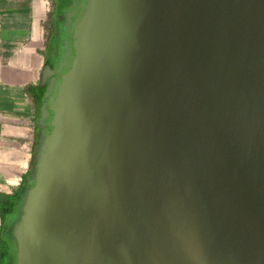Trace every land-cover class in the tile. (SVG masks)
I'll use <instances>...</instances> for the list:
<instances>
[{
	"label": "water",
	"instance_id": "water-1",
	"mask_svg": "<svg viewBox=\"0 0 264 264\" xmlns=\"http://www.w3.org/2000/svg\"><path fill=\"white\" fill-rule=\"evenodd\" d=\"M72 35L16 264H264V0H87Z\"/></svg>",
	"mask_w": 264,
	"mask_h": 264
},
{
	"label": "crops",
	"instance_id": "crops-1",
	"mask_svg": "<svg viewBox=\"0 0 264 264\" xmlns=\"http://www.w3.org/2000/svg\"><path fill=\"white\" fill-rule=\"evenodd\" d=\"M44 0H0V194L29 174L45 69Z\"/></svg>",
	"mask_w": 264,
	"mask_h": 264
},
{
	"label": "flooded vegetation",
	"instance_id": "flooded-vegetation-1",
	"mask_svg": "<svg viewBox=\"0 0 264 264\" xmlns=\"http://www.w3.org/2000/svg\"><path fill=\"white\" fill-rule=\"evenodd\" d=\"M87 0H49L44 23L43 57L49 78L41 83L40 102L49 105L60 74L67 70L74 55L72 30L82 15ZM53 73V74H52ZM50 85V89H49ZM52 87V88H51ZM42 104V105H43ZM50 116L42 120L41 134L50 130ZM32 176H25L18 187L0 194V264H16V241L9 228L18 219Z\"/></svg>",
	"mask_w": 264,
	"mask_h": 264
},
{
	"label": "rangeland",
	"instance_id": "rangeland-1",
	"mask_svg": "<svg viewBox=\"0 0 264 264\" xmlns=\"http://www.w3.org/2000/svg\"><path fill=\"white\" fill-rule=\"evenodd\" d=\"M43 4H44V9H45L44 14L46 15L47 12H48V8H49V0H44ZM42 104L43 103L39 102V104H38V107L39 108H37V110H36V113H38V119H37L38 123H39V116H40ZM33 163H34V157H33V161L31 162V166H30L29 171H28L29 174L32 171V165H33Z\"/></svg>",
	"mask_w": 264,
	"mask_h": 264
}]
</instances>
